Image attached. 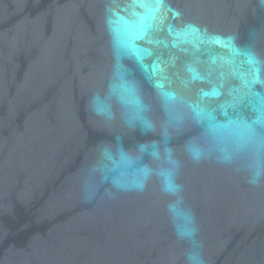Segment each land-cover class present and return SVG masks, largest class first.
I'll list each match as a JSON object with an SVG mask.
<instances>
[{"label":"water","instance_id":"water-1","mask_svg":"<svg viewBox=\"0 0 264 264\" xmlns=\"http://www.w3.org/2000/svg\"><path fill=\"white\" fill-rule=\"evenodd\" d=\"M262 100L264 0H0V264H264Z\"/></svg>","mask_w":264,"mask_h":264},{"label":"clouds","instance_id":"clouds-1","mask_svg":"<svg viewBox=\"0 0 264 264\" xmlns=\"http://www.w3.org/2000/svg\"><path fill=\"white\" fill-rule=\"evenodd\" d=\"M96 105V102L94 101V106ZM95 110L97 111V114H101L100 108L98 106H95ZM194 158H198L196 153H193ZM162 179L164 181V186L165 189L168 191H175L178 186H175L172 178H171V173L168 171L162 172L161 173ZM253 183L256 182L255 179L252 181ZM177 235L183 239V238H191L193 235V230L191 228L185 227L183 229L177 228ZM187 264H204V259L201 255L200 251H192L188 253L187 257Z\"/></svg>","mask_w":264,"mask_h":264},{"label":"snow or ice","instance_id":"snow-or-ice-1","mask_svg":"<svg viewBox=\"0 0 264 264\" xmlns=\"http://www.w3.org/2000/svg\"><path fill=\"white\" fill-rule=\"evenodd\" d=\"M261 103H264V100H262ZM257 124L260 127H264V117H261L258 121L254 122L253 127H256Z\"/></svg>","mask_w":264,"mask_h":264}]
</instances>
